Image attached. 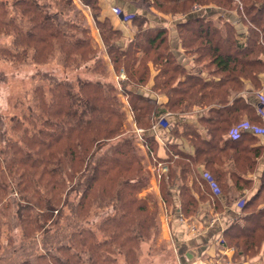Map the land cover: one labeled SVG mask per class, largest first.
Segmentation results:
<instances>
[{
  "label": "trees",
  "instance_id": "obj_1",
  "mask_svg": "<svg viewBox=\"0 0 264 264\" xmlns=\"http://www.w3.org/2000/svg\"><path fill=\"white\" fill-rule=\"evenodd\" d=\"M74 1L0 0V39L8 38L0 45L3 60L17 66L56 59L67 68L85 64L88 72L125 73L117 81L105 73L103 77L78 73L70 80L37 70L32 78L47 85L34 83L19 114L8 121L0 112V264H118L119 256L134 264L140 244L157 233L156 210H150L140 194L149 176L137 140L125 133L121 95L131 122L145 129L166 112L208 106L199 117L208 139L184 125L182 118L170 128L178 135L176 130L183 125V136L195 147L188 155L171 144L173 163L160 179L165 201L169 188L182 179L183 212L194 211L197 205L185 180L190 172L195 183L197 162L212 168L222 151L231 150L238 160L245 155L251 168L257 155L242 153L258 136L244 123L263 126L262 113L259 106L233 94L244 88V80L260 87L264 0H237L241 9L235 0H128L141 10L131 15L136 29L125 46L118 45L121 30L101 16L98 0H77L89 11L80 16L82 8ZM232 8L238 12L234 20L228 13ZM147 11L187 16L175 28L181 47L197 66L194 72L177 61L165 26L144 25ZM193 11L195 15L190 14ZM237 20L245 29L237 28ZM93 26L102 46L94 41ZM150 77L151 90L166 95V101L157 103L139 91ZM140 142L150 156V138L143 133ZM207 172L222 192L220 175ZM260 204L264 170L256 193L239 206L241 221L233 220L224 230L221 245L232 246L234 258L256 253L264 241ZM103 210L92 228L91 215Z\"/></svg>",
  "mask_w": 264,
  "mask_h": 264
},
{
  "label": "crops",
  "instance_id": "obj_2",
  "mask_svg": "<svg viewBox=\"0 0 264 264\" xmlns=\"http://www.w3.org/2000/svg\"><path fill=\"white\" fill-rule=\"evenodd\" d=\"M101 8V16L108 17L115 28L121 30V37L118 40L119 46H125L126 43L133 38L136 26L130 20H124L122 16L116 15L113 11V7H120L125 13H140V7L134 5L128 0H98ZM195 15L193 11L190 13ZM147 18L144 22L145 26L163 25L168 29V39L171 44V50L173 51L177 61L183 65L184 69L191 73L196 69V64L191 55L186 53L180 45L175 24L177 21L184 20L187 16L184 15H169V14H157L151 11H147L144 14ZM91 34L94 41L102 46L101 39L98 30L93 26ZM108 69L112 70V65L108 61ZM153 71V70H152ZM114 80L123 78L124 72L118 74L112 73ZM154 74V72L152 73ZM203 76H206L205 71H201ZM180 77L177 76L176 80ZM260 81L259 88L251 87L248 80H244V88L238 91L236 96H242L241 98L248 102L253 103L255 107H258L262 113L261 121L264 123V97H257V94L264 93V74L259 73ZM174 80V82H176ZM152 84V77L148 82L138 89L143 93L153 96L157 103H162L167 100L166 95L153 92L150 88ZM257 91V92H256ZM230 100L234 97H229ZM121 99L124 102L125 112L127 114V120L132 121V114L126 102V99L121 95ZM208 106L194 105L191 109L180 113L166 112L165 113V127H161L158 124L156 127L157 134L161 135L165 139V153L168 158L165 159L167 163V169L169 164L172 165L173 158L171 157L170 148L171 144L176 143V149L174 150L193 155L195 147H193L186 136H183V125H179L177 128V134L170 130L171 125L178 119L182 118L184 125H191L195 127L197 134L203 139H208L209 134L205 127L201 125L199 117L206 113ZM245 117V116H243ZM162 121V120H161ZM133 123V122H132ZM134 126L137 127L134 123ZM142 128V127H140ZM145 129V128H144ZM153 130L150 128L145 129V135L150 138V144L152 140ZM226 138V136H223ZM170 145V146H169ZM143 146V145H142ZM244 144H241L243 147ZM170 147V148H169ZM174 147V146H173ZM250 148L259 147L256 151H250ZM142 149L146 153L145 147ZM255 152L257 155L254 157V164L250 168L248 165V158L240 157L239 160L234 158V153L231 150H225L221 152V160H216L215 163H211L212 168L206 167L203 161H199L195 164L196 178L190 172H186V183L191 190V195L196 199L197 205L193 210L183 212L180 207L179 199V185L182 183V179L177 184H173L170 188V195L167 201H165V236L170 233L176 238V246L181 251H185L184 258L179 259H193L199 264H204L206 260L212 259H241L239 264H264V241L261 243L259 250L251 255L233 257L234 248L232 246H223L221 241L223 240L224 230L233 221L238 219L241 221L242 211L241 207L237 205L238 202L244 201L251 197L259 188L261 175L264 170V137L257 136V140L254 143H250L246 149L242 150V153L250 154ZM229 153V155H227ZM148 156L147 154H145ZM177 153H175V156ZM175 158V157H174ZM242 161H244L242 163ZM220 163V164H219ZM242 163V171L240 172L239 166ZM215 170V171H214ZM210 171L215 177H218V182L221 186L222 192L214 194L212 189L204 176V172ZM167 172V171H166ZM214 172H216L214 174ZM264 206L260 204L259 206Z\"/></svg>",
  "mask_w": 264,
  "mask_h": 264
},
{
  "label": "rangeland",
  "instance_id": "obj_3",
  "mask_svg": "<svg viewBox=\"0 0 264 264\" xmlns=\"http://www.w3.org/2000/svg\"><path fill=\"white\" fill-rule=\"evenodd\" d=\"M8 3L13 0H4ZM237 1V0H235ZM239 4V8L241 9V3L237 1ZM74 4L78 7H81L82 10L78 14L80 16L82 13H89L88 8L83 7L80 1H74ZM77 7V8H78ZM233 10H229L228 13L231 19L234 20V17L238 16L237 10L232 8ZM237 28L241 30L245 29V26L240 21H235ZM8 38L0 39V45L6 43ZM262 57V55H261ZM264 57V55H263ZM51 71L53 72L57 78H69L73 80L76 74H80L81 76L94 77L96 75L103 77V74L107 76L108 79H114L111 71L106 73L105 70L94 72L86 71L85 64L81 65L78 68H67L63 67L60 63L53 59L46 63H38L35 64L28 60L26 63L14 65L9 61L3 60L0 57V112L6 121L9 120V117L14 114H19L20 107L25 104L26 94L30 92L33 84L36 82H41L47 85L45 80H40V78L33 79L32 75L35 71ZM264 74V70L261 72ZM113 78V79H112ZM257 92V91H256ZM257 97H264L263 94H257ZM127 115V114H126ZM165 116V115H164ZM165 119V117H163ZM161 119V123L165 125V120ZM124 130L125 133L133 134L135 141L137 140L140 153L143 155V164L146 173L149 176V183L145 189L142 190L140 194L145 196L148 203V208L150 210H156V219L158 223V231L156 234L150 236L145 242L140 244L139 252L134 264H199L193 259H179V257L184 258L185 251H181L176 246V238L170 233L165 236V186L164 190H161L160 179L165 175V170H162L159 165L156 164L155 160L146 156L144 150L142 149V144L140 142V137L137 135L135 131L134 123L127 120H124ZM151 145L155 147L152 143ZM103 212H99L96 216L91 215L89 219V224L92 228H94V224L98 222V220L105 214ZM241 259H212L211 261L206 260L204 264H239ZM118 264H127L123 256L118 257Z\"/></svg>",
  "mask_w": 264,
  "mask_h": 264
},
{
  "label": "built area",
  "instance_id": "obj_4",
  "mask_svg": "<svg viewBox=\"0 0 264 264\" xmlns=\"http://www.w3.org/2000/svg\"><path fill=\"white\" fill-rule=\"evenodd\" d=\"M112 11L116 14V15H120L122 16V18L124 20H129L131 18V13H125L123 12V10L120 7H113ZM164 116H161L159 118V120L157 121L156 124L151 126V129L153 130V134H152V143L155 145V147H151L150 149V156L155 160L156 164L160 166V168L162 170H165V172L167 171V163L165 162V159L168 158V155L165 153V139L157 134L158 132H156V127L159 125H161V127H163L162 123H161V119ZM165 127V125H164ZM244 127L250 131H252L253 133L257 134L258 136L264 137V125L263 126H256V125H248L247 123H244ZM135 131L137 133V135L141 138L143 133H145V129L144 128H140V127H135ZM147 146V145H146ZM145 147V144H144ZM204 176L207 179L211 189L213 190L214 193L219 194L220 190L219 187L217 185V183L215 182V180L212 178V176L208 173V172H204ZM243 203V201H240L237 203L238 206H241Z\"/></svg>",
  "mask_w": 264,
  "mask_h": 264
}]
</instances>
